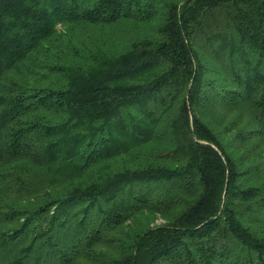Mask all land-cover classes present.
Listing matches in <instances>:
<instances>
[{
  "label": "trees",
  "instance_id": "16d2710c",
  "mask_svg": "<svg viewBox=\"0 0 264 264\" xmlns=\"http://www.w3.org/2000/svg\"><path fill=\"white\" fill-rule=\"evenodd\" d=\"M0 264H264V0H0Z\"/></svg>",
  "mask_w": 264,
  "mask_h": 264
}]
</instances>
